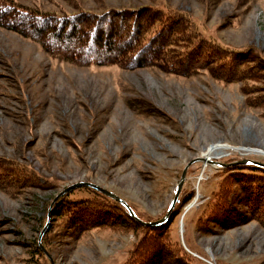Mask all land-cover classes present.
<instances>
[{"label": "rangeland", "instance_id": "rangeland-1", "mask_svg": "<svg viewBox=\"0 0 264 264\" xmlns=\"http://www.w3.org/2000/svg\"><path fill=\"white\" fill-rule=\"evenodd\" d=\"M14 1L57 15L171 7L250 60L232 82L171 63L76 66L0 26V264H264V180L245 171L217 198L225 167L264 163V0Z\"/></svg>", "mask_w": 264, "mask_h": 264}, {"label": "trees", "instance_id": "trees-1", "mask_svg": "<svg viewBox=\"0 0 264 264\" xmlns=\"http://www.w3.org/2000/svg\"><path fill=\"white\" fill-rule=\"evenodd\" d=\"M0 26L37 42L53 58L76 66L116 65L133 69L152 65L167 67L163 63H171L170 71L174 69L172 72L184 75L205 67L226 82L248 76L244 72L249 70L250 55L197 34V25L191 15L171 7L107 8L100 13L80 9L57 15L23 6L14 0H0ZM195 34L193 40L191 37ZM259 68L264 69L256 63L255 70ZM225 169L232 171L225 179L233 182L224 179L219 187L217 198L221 207L226 203V193L235 194L229 184H242L245 171L256 175L261 183L264 180V167L243 164ZM189 199L184 198L186 202ZM115 202L128 218H133L122 204ZM58 214L54 212V215ZM167 221L147 227L153 231L162 230Z\"/></svg>", "mask_w": 264, "mask_h": 264}, {"label": "water", "instance_id": "water-1", "mask_svg": "<svg viewBox=\"0 0 264 264\" xmlns=\"http://www.w3.org/2000/svg\"><path fill=\"white\" fill-rule=\"evenodd\" d=\"M241 162H243V163H252V164H255V165H258V166H264V163H262V162H258V161H254V160H249V159L241 160ZM188 165H189V164H188ZM186 170H187V166L184 168V170H183V172H182V174H181V178H180V180H179V182H178V184H177L176 191H175V194H174V198H173V200H172V203H171L169 209L172 208V206L174 205L175 201L177 200V196H178L179 191H180V189H181V185H182V183H183V180H184V177H185V172H186ZM82 184L91 185V186L94 187L95 189H97V190H99V191L105 193L106 195H108V196H110V197H112V198H114V199L120 201L122 204H125V202H124L122 199H120L119 197H117L115 194H113V193H111V192H109V191H107V190H104L103 188H100V187H98V186H96V185L90 184V183L79 182V183H77V184H74V185L71 186V187H75V186L82 185ZM125 205H126V204H125ZM129 210L131 211L130 208H129ZM161 221H162V220H161ZM161 221L155 222L154 224L159 223V222H161ZM142 223H143V224H146L145 222H142Z\"/></svg>", "mask_w": 264, "mask_h": 264}, {"label": "bare ground", "instance_id": "bare-ground-1", "mask_svg": "<svg viewBox=\"0 0 264 264\" xmlns=\"http://www.w3.org/2000/svg\"><path fill=\"white\" fill-rule=\"evenodd\" d=\"M219 148H223V146L221 144L220 145L219 144L211 145L207 149V152L205 153L204 158H206V160H207L210 155L219 154V153H216L219 150ZM223 149H225V148H223ZM223 149H220V150H223Z\"/></svg>", "mask_w": 264, "mask_h": 264}]
</instances>
